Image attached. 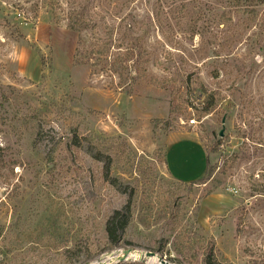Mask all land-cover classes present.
<instances>
[{
	"label": "rangeland",
	"instance_id": "rangeland-1",
	"mask_svg": "<svg viewBox=\"0 0 264 264\" xmlns=\"http://www.w3.org/2000/svg\"><path fill=\"white\" fill-rule=\"evenodd\" d=\"M200 242L264 264V0H0V264H204Z\"/></svg>",
	"mask_w": 264,
	"mask_h": 264
},
{
	"label": "trees",
	"instance_id": "trees-1",
	"mask_svg": "<svg viewBox=\"0 0 264 264\" xmlns=\"http://www.w3.org/2000/svg\"><path fill=\"white\" fill-rule=\"evenodd\" d=\"M80 21L81 20H77L74 24L70 23L69 29L75 33H80L84 28L82 27V25L80 26ZM98 51H99V54H105L106 52H108V50H105V49L103 50L99 49ZM77 53L78 55H80L79 51ZM116 56L117 57L114 59L116 63L119 61L133 62L136 76L144 72V70H146L145 67L150 62L149 54L145 50H141L138 54H136L134 50L130 49ZM130 80L134 84L135 83L137 84L138 81L140 80V76L139 77L132 76ZM194 98L198 103L202 105L206 103L208 104V108L205 109L206 112L210 111L211 109L209 108L212 107L214 104V102L210 100V97L206 96V94H204V92L202 91H198V90L194 91ZM70 143L71 145H74L76 147H79L81 145V142L78 139V136L74 137ZM111 162L109 160V163L106 166V170H105L106 181H108L111 184V186L116 188V190H119L120 188L118 185V181L114 178L112 179V177L109 176V173L112 167ZM207 166H208V160H207ZM206 173H207V170H206ZM133 216H134V213L132 211L131 202H128L124 206H122L120 209L114 210L112 214L107 218L105 222V232L107 236L106 245L109 246V250H115V249H119L122 247V245L125 242L124 241L125 233L133 219ZM197 246L199 247L196 248ZM191 249H193V251L197 250L194 256H197V252L203 253L205 257L204 264H232L228 260H226L223 256H217L215 254L214 244L208 247H205V245L201 242L198 244L193 243ZM155 252L156 254L157 253L162 254L163 250L159 249L158 251H155ZM120 264H141V263L132 262V263H120Z\"/></svg>",
	"mask_w": 264,
	"mask_h": 264
},
{
	"label": "water",
	"instance_id": "water-1",
	"mask_svg": "<svg viewBox=\"0 0 264 264\" xmlns=\"http://www.w3.org/2000/svg\"><path fill=\"white\" fill-rule=\"evenodd\" d=\"M220 136H224V129L221 131ZM139 255V256H137ZM134 257V258H132ZM158 258L161 264H168L163 259L159 258L156 253L148 252L146 254L138 253L132 249H126L106 255L103 259L97 261L95 264H120L129 262H146L147 259Z\"/></svg>",
	"mask_w": 264,
	"mask_h": 264
},
{
	"label": "crops",
	"instance_id": "crops-1",
	"mask_svg": "<svg viewBox=\"0 0 264 264\" xmlns=\"http://www.w3.org/2000/svg\"><path fill=\"white\" fill-rule=\"evenodd\" d=\"M177 144H179V143H177ZM195 144H196L198 150H203V149H204V148L201 149V148L199 147L200 143L196 142ZM203 153H205V154H206V157L208 158L206 150H203ZM204 174H205V173H203V171H202V172L196 174L194 177L190 178L189 180H187V179H183V178H181L180 176H178L177 174H174L173 177H174V179H176L177 181H181V182H184V183H190V182H195V181L200 180V179L204 176Z\"/></svg>",
	"mask_w": 264,
	"mask_h": 264
},
{
	"label": "built area",
	"instance_id": "built-area-1",
	"mask_svg": "<svg viewBox=\"0 0 264 264\" xmlns=\"http://www.w3.org/2000/svg\"><path fill=\"white\" fill-rule=\"evenodd\" d=\"M189 125L190 126H192V127H194L195 125H197V122H196V120H191L190 122H189Z\"/></svg>",
	"mask_w": 264,
	"mask_h": 264
},
{
	"label": "bare ground",
	"instance_id": "bare-ground-1",
	"mask_svg": "<svg viewBox=\"0 0 264 264\" xmlns=\"http://www.w3.org/2000/svg\"><path fill=\"white\" fill-rule=\"evenodd\" d=\"M137 256H139V255H137ZM132 258H134V257H132Z\"/></svg>",
	"mask_w": 264,
	"mask_h": 264
}]
</instances>
